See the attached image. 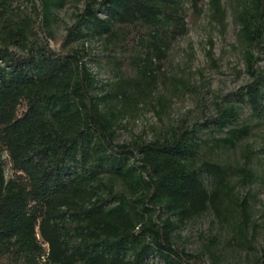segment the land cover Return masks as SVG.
<instances>
[{
	"label": "trees",
	"instance_id": "16d2710c",
	"mask_svg": "<svg viewBox=\"0 0 264 264\" xmlns=\"http://www.w3.org/2000/svg\"><path fill=\"white\" fill-rule=\"evenodd\" d=\"M68 1L0 0V264H220L214 240L195 253L175 242L205 212L252 249L249 202L235 198L230 178L251 184L255 154L243 150L234 169L215 150L250 136L244 108L264 122V71L255 67L264 0H238L233 13L251 81L199 125L126 143L116 142L121 113L152 94L170 44L186 33L187 5L204 0H84L55 50L38 28L45 35ZM208 4L222 24L221 0ZM36 6L39 26L24 10ZM93 40L124 68L109 89L86 66ZM72 43L80 46L65 49Z\"/></svg>",
	"mask_w": 264,
	"mask_h": 264
},
{
	"label": "rangeland",
	"instance_id": "374dc122",
	"mask_svg": "<svg viewBox=\"0 0 264 264\" xmlns=\"http://www.w3.org/2000/svg\"><path fill=\"white\" fill-rule=\"evenodd\" d=\"M237 2L221 0L226 10L222 24L212 18L209 0H204L198 9L187 5L185 35L170 44L160 63V75L152 94L141 99L137 107L121 113L117 143L150 141L166 135L177 125H199L216 115V104H224V99L251 81L243 61L245 46L238 37L239 26L233 18ZM83 6L84 0H69L56 12L57 19L45 35L38 28L39 37L43 35L50 48L59 50L67 28L74 23L75 15ZM36 8L25 7L24 10L39 26L41 15ZM79 46L80 43H72L65 49ZM84 47L90 54L85 59L86 66L99 81L98 85L109 89L124 69L113 60L119 57V53L109 52L102 40L87 42ZM255 67L264 71L263 55ZM241 122L251 126L250 136L232 151L215 150V159L236 169L243 165V150L255 154L247 166L255 175L251 184L244 185L237 176L230 178L235 198L239 202L244 199L249 202L251 223L255 229L249 237L253 248L237 245L232 227L214 220L210 212L186 222L178 231L175 242L179 248L195 253L204 251L205 246L214 240L213 253L220 264H264V122L250 118L246 108L241 111ZM5 175H11L8 162ZM206 261L209 262L207 257Z\"/></svg>",
	"mask_w": 264,
	"mask_h": 264
}]
</instances>
